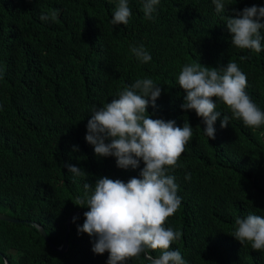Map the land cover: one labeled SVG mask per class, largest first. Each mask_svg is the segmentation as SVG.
<instances>
[{
  "label": "trees",
  "instance_id": "1",
  "mask_svg": "<svg viewBox=\"0 0 264 264\" xmlns=\"http://www.w3.org/2000/svg\"><path fill=\"white\" fill-rule=\"evenodd\" d=\"M118 2L0 0V210L20 219L0 218V264L2 254L7 264H107V252L92 251L95 238L78 232L84 213L70 217L63 251L52 249L29 219L58 243L69 211L89 210L74 204L85 183L139 178L142 161L136 169L118 168L115 157H97L85 136L92 110L143 78L161 87L156 107L147 109L151 118L193 128L178 166L169 169L182 198L165 225L182 232L172 248L186 264H264V253L231 235L237 217H264V125L249 128L217 102L222 115L215 139H208L202 118L181 108L186 93L178 85L186 64L235 62L247 76V95L264 111V41L260 53L239 49L225 24L233 9L264 6V0H225L226 13H217L212 0H160L151 20L145 0H128V24L113 27ZM56 9L57 20H40ZM140 45L151 61L131 53ZM225 115L229 125L221 128ZM67 164L87 174L75 177ZM126 264L147 262L141 256Z\"/></svg>",
  "mask_w": 264,
  "mask_h": 264
},
{
  "label": "clouds",
  "instance_id": "2",
  "mask_svg": "<svg viewBox=\"0 0 264 264\" xmlns=\"http://www.w3.org/2000/svg\"><path fill=\"white\" fill-rule=\"evenodd\" d=\"M159 2L145 0L143 12L147 19H153ZM212 2L217 13H226L229 5L225 0ZM59 11L42 13L40 20L55 21ZM233 12L234 16L226 15L225 23L232 37L231 44L260 53L264 41V6L253 5L242 11L233 9ZM131 16L128 0H119L110 23L113 27L126 26ZM130 51L142 63L151 61V55L143 45L132 46ZM178 85L186 93L181 108L194 110L202 118L203 133L208 139H215L214 125L222 115L216 110L217 102L230 110L232 118L242 120L249 128L264 125V111L247 95V76L235 62L229 61L222 68L203 66L199 62L186 64L179 73ZM160 95L161 87L151 78L137 79L117 90L116 98L111 102L99 110L93 109L86 125L85 140L94 147L97 157H115L117 167L121 169H136L141 161L144 164L139 178L133 177L127 183L108 177L98 178L94 187L85 183L83 195L74 203L89 209L84 213L85 220L78 226V232L95 238L92 251L97 255L107 252V264H126L141 256L147 264H186L180 251L171 250L182 232L165 225L182 201L178 195L179 185L169 174V169L178 166L192 140L193 128L187 121L179 127L174 120L151 118L147 109L150 103L156 107ZM228 125L229 117L225 115L220 126L226 128ZM73 150L78 148L74 146ZM65 167L75 177L87 174L74 165ZM190 179L191 174L186 173L185 180ZM76 219L78 217L73 221ZM231 235L242 245L248 242L253 250L264 253V217L255 214L237 217Z\"/></svg>",
  "mask_w": 264,
  "mask_h": 264
},
{
  "label": "water",
  "instance_id": "3",
  "mask_svg": "<svg viewBox=\"0 0 264 264\" xmlns=\"http://www.w3.org/2000/svg\"><path fill=\"white\" fill-rule=\"evenodd\" d=\"M86 211L88 210H81L79 208H72L69 213L66 215L65 219H64V228H63V232H62V239L60 240V242H58L57 244L52 242L44 228L42 227V225L37 222L36 220H33V219H29V222L37 229L38 233L41 235V237L46 241V243L54 250H57V251H62L66 248L67 246V240H66V235H67V230H68V224H69V219L72 215L76 214V213H85ZM0 218L1 219H6V220H11V221H16V220H20L18 217L12 215V214H9L7 212H4V211H1L0 210ZM171 250H174L173 248ZM3 258V261H2V264H7L8 261L6 259L5 256H2Z\"/></svg>",
  "mask_w": 264,
  "mask_h": 264
}]
</instances>
